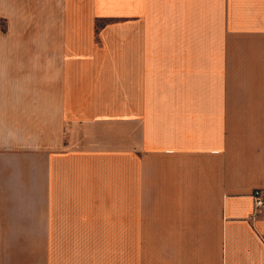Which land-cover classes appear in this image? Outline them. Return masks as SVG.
<instances>
[{"label": "crops", "instance_id": "crops-1", "mask_svg": "<svg viewBox=\"0 0 264 264\" xmlns=\"http://www.w3.org/2000/svg\"><path fill=\"white\" fill-rule=\"evenodd\" d=\"M109 133L130 179L78 201L63 141ZM255 188L264 0H0V264H264Z\"/></svg>", "mask_w": 264, "mask_h": 264}, {"label": "rangeland", "instance_id": "rangeland-1", "mask_svg": "<svg viewBox=\"0 0 264 264\" xmlns=\"http://www.w3.org/2000/svg\"><path fill=\"white\" fill-rule=\"evenodd\" d=\"M247 47H257V44H249ZM232 51L236 55L235 59V68L232 71L238 72L235 75H220V82H235V83H243V82H260V76L256 73H252V75L242 74L243 71H246V67L244 66V60L241 56H244L245 47L241 43H235L232 45ZM249 62V61H248ZM258 62V61H257ZM248 71L255 72L253 69H248ZM210 79V77H208ZM111 125V124H107ZM67 137V135H66ZM74 137V136H73ZM70 139L68 142L64 140L63 142L66 144H70L72 150L76 151L75 161H76V200H82V196H93L99 197L103 196L106 198H115L117 195V180L118 179H130V174H126L127 172L121 173L119 172V167L121 168V164L118 163V155L117 150L115 149L116 141L115 138L109 134H102V142L104 143L102 148H97L94 145V140H91V150L94 152H90V149H87L86 152H79L80 149L84 147L82 144V140L76 138ZM130 137V136H129ZM98 139V138H96ZM62 141V140H61ZM124 143H128L130 146V138L126 139L124 137ZM119 144V141H118ZM90 145V144H88ZM76 148V149H74ZM126 165V164H125ZM122 171V170H121ZM124 174V175H123ZM93 205V204H92ZM115 203H107V207L114 208ZM88 205L81 204L77 202L76 208L79 210L82 207H87ZM94 206V205H93ZM110 213L114 214V210H108ZM111 215V214H110ZM114 216V215H112ZM108 240L111 242L108 251L105 252L107 259L114 260L115 258V250H114V240L115 236L110 235L107 236Z\"/></svg>", "mask_w": 264, "mask_h": 264}, {"label": "built area", "instance_id": "built-area-1", "mask_svg": "<svg viewBox=\"0 0 264 264\" xmlns=\"http://www.w3.org/2000/svg\"><path fill=\"white\" fill-rule=\"evenodd\" d=\"M253 215H258L264 208V194L261 189L255 188L252 191Z\"/></svg>", "mask_w": 264, "mask_h": 264}]
</instances>
